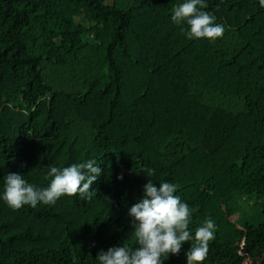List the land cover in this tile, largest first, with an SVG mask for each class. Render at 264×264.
<instances>
[{"label": "trees", "instance_id": "1", "mask_svg": "<svg viewBox=\"0 0 264 264\" xmlns=\"http://www.w3.org/2000/svg\"><path fill=\"white\" fill-rule=\"evenodd\" d=\"M183 2L0 0V264H99L136 247L128 211L148 179L178 186L193 235L214 221L201 264H264V204L256 225L228 209L264 195V7L204 0L225 29L213 41L172 22ZM89 159L91 200L2 198L8 173L45 188L50 166ZM192 243L162 264H187Z\"/></svg>", "mask_w": 264, "mask_h": 264}, {"label": "clouds", "instance_id": "2", "mask_svg": "<svg viewBox=\"0 0 264 264\" xmlns=\"http://www.w3.org/2000/svg\"><path fill=\"white\" fill-rule=\"evenodd\" d=\"M259 3L264 7V0ZM206 7L204 0H184L173 8L172 22L177 26L186 23L187 29L181 26L180 30L188 39L214 41L223 36L225 29L215 22L214 15L203 10ZM95 164V160L89 159L64 168L50 166L47 175L51 180L45 188L27 183L19 173H8L2 198L14 210L24 205L36 207L38 202L54 205L62 195L78 194L84 200H91L94 193L89 190L90 186L101 174ZM154 174V169H147V177ZM177 187L170 182H160L157 187L148 179L143 185V197L128 211L137 246L120 245L101 250L96 256L99 264H162V256L178 254L182 244L189 241L193 243L185 253L187 264H201L207 256L209 241L214 239L216 225L208 218L193 235L189 224L196 209L174 194Z\"/></svg>", "mask_w": 264, "mask_h": 264}, {"label": "rangeland", "instance_id": "3", "mask_svg": "<svg viewBox=\"0 0 264 264\" xmlns=\"http://www.w3.org/2000/svg\"><path fill=\"white\" fill-rule=\"evenodd\" d=\"M264 204V195L236 194L228 209L235 217L237 224L248 222L260 224L262 222L261 206Z\"/></svg>", "mask_w": 264, "mask_h": 264}]
</instances>
